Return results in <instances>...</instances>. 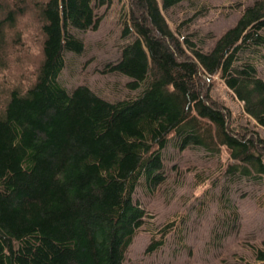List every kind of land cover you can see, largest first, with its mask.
I'll use <instances>...</instances> for the list:
<instances>
[{
    "label": "trees",
    "instance_id": "1",
    "mask_svg": "<svg viewBox=\"0 0 264 264\" xmlns=\"http://www.w3.org/2000/svg\"><path fill=\"white\" fill-rule=\"evenodd\" d=\"M31 1L42 59L33 81L12 87L0 107V264H124L149 216L138 188L157 193L181 171L169 161L186 150L217 157L226 188L240 180L264 185V135L232 126L209 83L219 75L264 127V0L247 4L208 49L206 37H180L167 21L164 11L183 0H127L122 36L128 40L102 70L127 75L136 92L117 100L59 80L65 55L84 51L78 31L98 28L96 10L113 0ZM25 3L14 0L9 8L0 1L1 52L5 26L15 24ZM204 175L195 173V181ZM216 198L220 241L223 230L239 227L240 215L228 197ZM183 220L163 224L146 253L182 230ZM253 254L252 264H264V239Z\"/></svg>",
    "mask_w": 264,
    "mask_h": 264
},
{
    "label": "rangeland",
    "instance_id": "2",
    "mask_svg": "<svg viewBox=\"0 0 264 264\" xmlns=\"http://www.w3.org/2000/svg\"><path fill=\"white\" fill-rule=\"evenodd\" d=\"M0 1L14 8V0L12 3L11 0ZM126 1L113 0L110 5L99 7L96 10L101 18L98 28L78 31V36L84 42V51L80 54L67 53L66 66L59 76L60 82L68 89L85 83L110 100L136 92L127 87V75L102 70L105 62L119 56L122 44L128 40L122 36ZM252 1L183 0L164 13L172 30L180 37L189 33L206 37L204 48L208 49L222 32L236 22L244 7ZM22 8L24 13L18 16L15 24L5 26L4 48L0 51V107L12 87L23 88L33 81L42 59L39 17L31 0H26ZM259 68L264 77V61ZM209 83L212 97L229 110L232 126L248 125L264 135V127L256 124L245 112L243 102L219 75L213 76ZM220 156L222 161L228 159L225 147L221 148ZM215 160L217 157L211 158L203 149L186 150L169 161L170 164L178 161L181 171L175 178L171 176L157 193L138 188L149 216L134 236L124 264L254 263L253 248L260 246L264 239V185L254 186L251 181L240 180V185L227 183L226 188ZM197 172L205 174L202 178H208L197 183ZM214 179L221 180L218 184H212ZM221 193L224 200L228 197L227 201L236 204L240 224L230 233L223 234V230L220 241H217L216 233L224 228L223 220L218 221L217 217L221 198L216 196ZM182 216V230L175 228L160 249L146 253L152 235L163 224L179 220ZM236 224L231 222L232 226Z\"/></svg>",
    "mask_w": 264,
    "mask_h": 264
}]
</instances>
